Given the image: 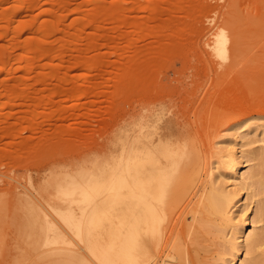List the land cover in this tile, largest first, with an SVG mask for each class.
Wrapping results in <instances>:
<instances>
[{
    "label": "rangeland",
    "instance_id": "rangeland-1",
    "mask_svg": "<svg viewBox=\"0 0 264 264\" xmlns=\"http://www.w3.org/2000/svg\"><path fill=\"white\" fill-rule=\"evenodd\" d=\"M149 110L177 128L168 140H180L179 162L162 195L160 240L135 254L147 264H227L244 217L222 155L245 154L250 172L264 145V0H0V264H18L22 248L37 259L19 239L21 197L40 202V220L63 235L50 259L99 264L76 230L84 216L68 225L48 207L73 206L61 187L85 186Z\"/></svg>",
    "mask_w": 264,
    "mask_h": 264
},
{
    "label": "bare ground",
    "instance_id": "bare-ground-1",
    "mask_svg": "<svg viewBox=\"0 0 264 264\" xmlns=\"http://www.w3.org/2000/svg\"><path fill=\"white\" fill-rule=\"evenodd\" d=\"M224 48L225 41L221 39L216 50L223 51ZM145 112H137L135 122L126 126L127 129L132 127L128 130L123 128L124 134L115 142L118 149L111 157V162L93 175H87L85 186L61 187L63 199L69 198L73 206L67 208L52 204L48 207L49 211L63 216L68 225L78 223L73 219L77 214L84 216L85 221L75 227L99 264H147L136 254L140 256L147 244L160 240V224L167 216L161 207V200L166 179L179 162L176 163V148L180 140L177 135L175 140H168L174 130L177 133V128L165 124L163 112ZM224 152V164L231 169L233 186L236 188L233 195L238 197L237 203H241L238 208H242L244 217L240 225L234 226L237 230L234 240L238 242H235L236 247L232 249L227 264H264V259L256 256L258 251L264 255V229L257 231L255 227L258 222L264 221V200L258 204L256 215L248 213L254 196L249 190H257V186L264 189V145L262 154L258 156L260 167L250 172H243L247 159L245 154L239 156L234 148H226ZM73 195H79V198H70ZM230 195L227 193L224 196L226 203L230 202ZM27 199H18L17 208L23 218L19 239L26 242L28 248L37 251V259L31 260L29 253L22 248L16 262L35 264L47 260L49 264H59L58 259L50 258L65 249L63 235L58 228L52 233L51 224L47 220H40L39 216L46 215L43 205ZM226 214H229L230 221L236 219L233 217L235 211L229 209ZM251 255L253 257L250 259H243V256ZM175 256L173 254L171 258Z\"/></svg>",
    "mask_w": 264,
    "mask_h": 264
}]
</instances>
